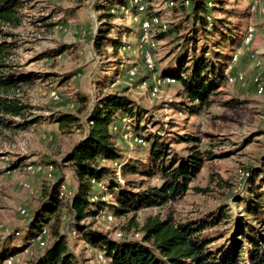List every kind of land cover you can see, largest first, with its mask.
I'll return each mask as SVG.
<instances>
[{"label":"rangeland","instance_id":"obj_1","mask_svg":"<svg viewBox=\"0 0 264 264\" xmlns=\"http://www.w3.org/2000/svg\"><path fill=\"white\" fill-rule=\"evenodd\" d=\"M112 1L117 2L24 0L19 9L22 25L13 30L5 28L15 36L9 42L17 45L7 63L15 72L40 76L22 84L17 92V97L31 106L28 114L44 119L52 114H73L80 118L82 126L77 124L63 130L52 121H42L25 130H6L0 134V238L10 241L15 250H22L26 244L25 235L36 213L47 202L54 183L62 177L65 186L61 195L69 197V192H75L77 181L71 167L64 165V158L84 139L86 120L98 98L104 95L124 94L139 105L140 112L151 118L150 131L171 138V154L186 156L193 146L205 159L186 195L165 206L143 208L137 213L140 224L157 215L163 220L183 223L227 208L233 218L213 232H229L236 227V219L242 218L244 205L237 200L247 197L244 192L248 170H264V0H203L217 24L212 28L203 26L191 8H183L176 0H145L142 5L136 0H126L122 6L111 4ZM149 6L153 8L147 14ZM150 16L160 18V25L146 29L151 34L146 38L143 25ZM101 19L110 24L113 36L122 32V45L117 53L111 48L99 52L94 45L93 37ZM161 25L163 31L171 27L161 33ZM228 36L236 42L232 44ZM147 44L154 47L149 52L151 61L146 58ZM63 45L67 46L63 53L49 55ZM203 52L219 67L233 54L228 77L220 89L223 94L213 96L215 103L200 115L190 117L171 109L169 103L180 102L182 85L180 81L165 84L163 79L168 76L163 73L181 70L180 63L186 60L184 66L192 67ZM232 99L237 101L225 105ZM123 120L113 129L118 146L128 159L146 161L148 144H138L133 126L132 133L127 125L129 119ZM16 122L23 121L16 119ZM102 164L121 176L116 163L102 161ZM145 180L142 189L160 184L157 178ZM97 192L102 195L103 188L98 187ZM65 197L59 198L58 224L60 232L68 236L78 264H108L98 250L72 233L73 215L69 198ZM132 216L102 215L85 223L120 238L121 228L128 225ZM55 219L50 221L48 230ZM226 241L227 236L216 244L224 245ZM41 250L32 244L13 257L12 264H30Z\"/></svg>","mask_w":264,"mask_h":264},{"label":"trees","instance_id":"obj_2","mask_svg":"<svg viewBox=\"0 0 264 264\" xmlns=\"http://www.w3.org/2000/svg\"><path fill=\"white\" fill-rule=\"evenodd\" d=\"M176 1L183 8H191L192 14L203 26L212 28L216 24L203 0ZM23 3L24 0H0V134L6 130H25L42 121H52L63 130L77 124L82 128L80 118L73 114H52L46 119L43 116H30L28 113L32 110L31 106L17 97L22 84L40 78L32 73L15 72L7 63L14 55L17 45L9 42L15 36L5 28L13 30L22 25L19 9ZM126 3V0H117L111 4L122 6ZM186 3L190 5L185 6ZM152 8L148 7L147 14ZM105 15L112 17L110 14ZM152 17H147V20ZM103 20L101 19V25L93 37L94 45L99 52L104 48H111L117 53L122 45V32H117L118 37L113 36L110 24ZM105 26L109 28L105 29ZM170 27L169 25L166 31L161 29L160 32L166 33ZM228 37L232 44L236 42V39L232 40V36ZM152 41L155 42L153 39ZM147 45L145 53L148 51L151 54L154 47ZM66 49L67 46L63 45L49 55L58 56ZM232 54L222 67L212 64L203 52L192 67L184 66L186 60L180 63L181 70L163 73V76L174 77L176 84L180 81L182 85L178 97L180 102L169 103L171 109L194 117L210 108L215 103L213 96L223 94L220 89L228 77L227 69ZM235 101L237 100H228L225 105ZM139 107L124 94H108L98 98L86 120L84 139L64 158V165L71 167L77 181L75 192L68 191L69 197L61 195V188L65 186L62 177L54 183L48 192L47 202L36 213L31 228L25 235L26 244L21 247L23 249L15 250L10 241L0 238V264H7L8 261L12 264L15 261L13 257L26 251L32 244L42 250L30 264H78L76 256L70 250L69 238L60 232L58 224L59 198L64 197L69 198L73 215L72 233L79 235L87 246L98 250L108 264H264L263 169L248 170L244 192L247 197L237 200L244 205L242 218L236 219V227L229 229V232H213L221 223H227L233 218L227 208L183 223L163 220L158 215L146 218L143 224L137 222V213L143 208L165 206L183 198L203 168L205 160L193 146L186 156L171 154V138L165 137V133L150 131L151 118L149 114L141 113ZM125 118L129 119L127 125L132 133L133 126L136 139L141 142L137 143L148 144L146 161L128 159L115 140L113 129L116 130V125L123 119L124 122L128 121ZM16 119L23 122L19 124ZM102 161L119 165L121 176L113 168L103 165ZM131 176L142 180L139 182L137 178L131 179ZM156 178L160 179L159 185L142 189L145 179ZM98 187L103 188L102 195L98 194ZM106 197L111 199L106 200ZM130 214L133 216L128 225L121 228L120 238H114L112 232H103L85 223L90 218L102 215L105 218L108 215L123 218ZM53 217L56 219L48 230L47 226ZM226 236V243L217 246L218 240ZM42 242L44 246L41 245Z\"/></svg>","mask_w":264,"mask_h":264},{"label":"bare ground","instance_id":"obj_3","mask_svg":"<svg viewBox=\"0 0 264 264\" xmlns=\"http://www.w3.org/2000/svg\"><path fill=\"white\" fill-rule=\"evenodd\" d=\"M140 1H141V0H136V3L140 2ZM143 1H145V0H142V2H143ZM158 25H160V18L154 16V17H152L150 20H146V22H145V24L143 25V27H144L145 30H146V29H147V30H150V29H152L154 26H158ZM160 28L163 29V26L161 25ZM147 30H146V32H145V37H146V38H148L149 35H151L150 32H147ZM146 58H147V60H150V61H151V56H150L149 52H147ZM236 60H237V58L235 57V58H234V61H236ZM239 79L242 80L243 77H242V76H239ZM163 82H164L165 84H168V85H170V84H175V83H176V79H175L174 77L168 76V77H166V78L163 79ZM260 92H261V91H260ZM247 175H248V174H247Z\"/></svg>","mask_w":264,"mask_h":264},{"label":"built area","instance_id":"obj_4","mask_svg":"<svg viewBox=\"0 0 264 264\" xmlns=\"http://www.w3.org/2000/svg\"><path fill=\"white\" fill-rule=\"evenodd\" d=\"M255 1V0H254ZM256 2V1H255ZM140 5H142V0L140 1ZM236 64V62L233 64V65H235ZM41 236V235H40Z\"/></svg>","mask_w":264,"mask_h":264}]
</instances>
